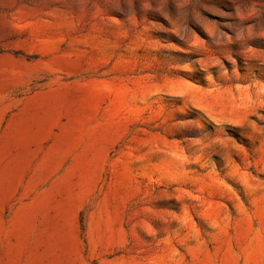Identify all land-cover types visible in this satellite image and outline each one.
<instances>
[{
    "label": "rangeland",
    "instance_id": "rangeland-1",
    "mask_svg": "<svg viewBox=\"0 0 264 264\" xmlns=\"http://www.w3.org/2000/svg\"><path fill=\"white\" fill-rule=\"evenodd\" d=\"M0 264H264V0H0Z\"/></svg>",
    "mask_w": 264,
    "mask_h": 264
}]
</instances>
